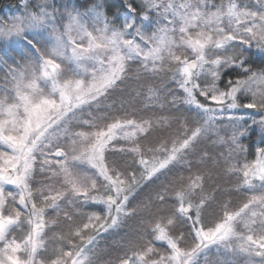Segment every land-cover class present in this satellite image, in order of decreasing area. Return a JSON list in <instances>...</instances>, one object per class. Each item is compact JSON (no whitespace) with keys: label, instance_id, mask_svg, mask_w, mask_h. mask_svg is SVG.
Returning a JSON list of instances; mask_svg holds the SVG:
<instances>
[{"label":"snow or ice","instance_id":"6c2138e0","mask_svg":"<svg viewBox=\"0 0 264 264\" xmlns=\"http://www.w3.org/2000/svg\"><path fill=\"white\" fill-rule=\"evenodd\" d=\"M38 30L43 37L25 35ZM14 38L36 56L15 64L0 56V264H200L201 254L203 264H264V0H20L0 17V43ZM128 90L140 108L122 98ZM168 119L192 127L142 149L137 135L146 140ZM211 136L223 150L200 147L188 159ZM221 168L237 175L238 210L215 180ZM97 204L103 211H84ZM146 208L130 254L101 259V234ZM55 232L60 246L49 249L44 237Z\"/></svg>","mask_w":264,"mask_h":264},{"label":"trees","instance_id":"16d2710c","mask_svg":"<svg viewBox=\"0 0 264 264\" xmlns=\"http://www.w3.org/2000/svg\"><path fill=\"white\" fill-rule=\"evenodd\" d=\"M217 1H221V0H216V2ZM19 2H20V0H0V15L5 14L7 11L15 12L17 10V5ZM75 2L83 4L80 0H75ZM253 51H255V49H253ZM18 59H17V61H18ZM8 62L14 64L11 61H8ZM137 66H138L137 64L132 65L133 68H136ZM66 68L69 69V67H66ZM0 71H3L2 66H0ZM142 75L147 77V74L142 73ZM155 82L156 83L159 82L158 78ZM119 98L120 97H118V99ZM122 98L130 106H133L136 108L141 107L140 100L138 98H133V94H132L131 90L125 91L123 93ZM186 114L189 117L195 115V113H193V112H187ZM181 125H184V130L192 127L191 123L184 124V122L181 121V124L178 125L174 121H172L171 119H168L163 125L158 123L157 127L148 135L146 140H143V136L146 134H140L136 139L138 141H142V143L140 145L142 149L145 146L146 147H152V145H156V147H159L160 146L159 143H161V142H164V141L170 140V139H175V138H178L179 136H183L184 131L182 130ZM77 130L78 131H89L90 129L84 128V129H77ZM214 139H215V137L211 136V138L208 139L207 145H200L197 148V153L190 155L188 157V159L195 161L196 155L199 152V148L204 147V146L208 147L209 152L222 151L223 149H220L218 147L216 149L212 148L211 142ZM244 143L249 144V154H248L247 158L249 160H251L253 158L252 155H254V152H255V145L258 143V141L256 140V138H251L250 140H245ZM120 146L131 147L132 145L130 142L121 141ZM169 147H171L170 144H169ZM5 149L6 148H4V149L0 148V151L5 150ZM113 158L116 159L117 161H120V157L118 155L113 157ZM237 160H238V162L243 163V156H239L237 158ZM233 162L235 163L237 161H233ZM78 167H79V169H84L82 165H79ZM177 171H178V169L173 168V169L169 170L166 174H163V175H160L159 177L153 178L152 181H150L140 191H138V193L136 194L135 197H133V199L130 203L134 206L136 203H140L141 201L146 200L148 198V196L152 195L155 191H157L162 186V184L164 182H167L168 179L171 176H173ZM183 174L188 175V173H186V172ZM41 179L42 178L39 176L35 177L36 182H39ZM215 180L220 187H223L224 189H227L228 191L232 192V195L227 196V197H223L224 202L228 203L229 207H231L233 210H238V207L241 205V202L244 200V194H243V190L237 191V175L232 174V173L225 174L223 169L221 168L218 171V173L215 174ZM240 182L242 183V180ZM6 190H13L14 191L15 189L13 187H6ZM210 190L213 192V195L216 194V191L214 189H210ZM248 195H251V193H248ZM169 203H174V201L169 200ZM47 211L49 214L46 215V217L48 219H51V213L54 210L49 209ZM84 211H86V212H92V211L100 212V211H103V207H102V205H99V204H97V205H85ZM150 211H151L150 208L141 209L139 216L134 217L133 219L127 221L124 226L117 228V229L110 230L109 232H106V233H102L96 242V244L99 247L97 249V251L104 250L103 256L101 257V259H105V260L108 258L114 259L115 257L121 256V255L130 254V250L127 247V245H128V242L134 236L133 230L141 227V218H146ZM218 213H219V208L217 205H214L212 208L208 209V214H207L206 219L210 221V220L214 219ZM177 219H178V227H180L181 230L187 231L188 225H186L184 223V220L182 218H179V217ZM52 234H54V236H57V237L59 236V232H55ZM52 240H55L53 242L55 245H57L58 247L60 246L57 239L52 238ZM154 243L157 247L167 248V246L163 243H160L157 241H155ZM132 259H133V261L136 260L135 257H132Z\"/></svg>","mask_w":264,"mask_h":264},{"label":"rangeland","instance_id":"374dc122","mask_svg":"<svg viewBox=\"0 0 264 264\" xmlns=\"http://www.w3.org/2000/svg\"><path fill=\"white\" fill-rule=\"evenodd\" d=\"M80 1L82 3H84V0H80ZM61 2H63V0H56V3H58V4L61 3ZM70 2L76 3L75 0H70ZM220 2L221 1H217V3H220ZM232 2L238 3L240 6H243L244 4L251 3V0H232ZM223 3L225 5H227L229 3V0H223ZM14 13L15 12L7 11L5 14L0 15V17L5 16V15H12ZM25 35L28 37V39H33L34 36H37V35L43 37L44 33H43L42 30H38L35 33L34 32H26ZM43 43H44L45 46H48V44H49V42L46 39L43 40ZM0 56H3L8 61H11V62H13L15 64L17 62L18 58H19L18 60H22V59L27 58V57H35L36 56V52H35V49H33L31 47V45L28 44V42L25 39H23V38H14L7 45V47H5V45L3 43H0ZM74 66H75L74 62H71V61H68L65 64V67H69V70H71ZM41 87H43V85H41ZM139 135L140 134H138L137 137ZM1 151H3V150H1ZM79 165H82L84 169H79V167H78ZM76 167H77V169L79 171L86 172V173H89V174H91L94 171V170L88 168L86 165H83V164H78ZM6 187H13L14 188V186H6ZM102 207H103V205H102ZM45 220L47 221V220H50V219H48L45 216ZM49 227H51V225H47L46 226L45 233H48V228ZM53 236H54V234H48V235H45V237H44V244L49 249L54 248V247H58L57 245H55L53 243L55 240H52V238H55L57 236H54V237ZM157 242H160V241H157ZM160 243H163V244L166 245L165 242H160ZM215 254H216V246H212V248L210 249V256L211 255H215ZM200 264H203V254H201Z\"/></svg>","mask_w":264,"mask_h":264}]
</instances>
